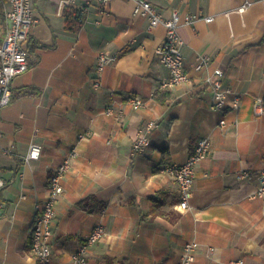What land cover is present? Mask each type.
Instances as JSON below:
<instances>
[{
  "label": "crops",
  "instance_id": "1",
  "mask_svg": "<svg viewBox=\"0 0 264 264\" xmlns=\"http://www.w3.org/2000/svg\"><path fill=\"white\" fill-rule=\"evenodd\" d=\"M150 1L165 17L178 11L183 19L189 80L170 88L160 85L169 71L154 55L166 29L149 30L133 0H33L29 67L12 79V100L0 110V264H74L100 222L107 233L89 246V264H177L191 241L199 244L191 264H264V197L255 195L264 169V113L255 112L264 96V0ZM67 8L82 12L77 30L67 27ZM193 14L199 17L185 23ZM4 33L0 17V43ZM102 51L119 58L95 88ZM198 55L211 57L200 72ZM214 68L240 96L237 109L213 108ZM134 96L143 107H132ZM110 104L119 118L105 113ZM149 121L157 123L152 143L135 154L133 141ZM206 137L212 150L197 164L183 209L179 184L163 167L184 163ZM32 143L41 154L27 161ZM72 149L52 223L53 258L42 263L31 249V222L50 173ZM88 197L96 211L80 205Z\"/></svg>",
  "mask_w": 264,
  "mask_h": 264
},
{
  "label": "built area",
  "instance_id": "2",
  "mask_svg": "<svg viewBox=\"0 0 264 264\" xmlns=\"http://www.w3.org/2000/svg\"><path fill=\"white\" fill-rule=\"evenodd\" d=\"M107 3L108 0H100ZM134 13L149 20V30L163 25L166 29L164 40L155 48L154 55L161 64L167 67L169 76L162 79L161 87L170 88L189 80V73L183 55V40L179 34V26L183 19L178 11H174L170 17H165L160 8L150 0H133ZM74 2V0H67ZM243 9V8H241ZM0 17L3 18L5 33L0 43V110L8 105L13 97L11 88L12 79L29 67V46L28 39L32 26L36 23L33 0H0ZM198 15H188L184 18L185 23H193ZM207 21L213 20L212 16L205 18ZM118 53L102 51L98 54L95 62L96 73L93 77V86L99 88L103 71L107 66L117 61ZM211 64V57L198 55L193 68L200 72L208 68ZM224 71L221 68L213 69V77H208L213 94V108L217 110L237 109L240 106V96L230 87L223 84ZM134 109L144 106L145 101L134 96L129 99ZM256 114L264 113V96L256 97ZM105 113L115 115L119 118L122 112L114 105L106 106ZM225 124V120H221ZM157 126L155 121H149L140 129L137 137L133 141V152L141 154L151 145V131ZM212 150L211 139L206 137L200 139L194 151L182 164H166L163 171L176 179L179 184V206L183 209L189 207V199L192 195L195 181L196 167L199 161L209 155ZM41 154V146L35 143L30 145L26 160L37 159ZM77 155L76 149H72L68 157L57 165L49 175L47 186L48 195L42 204L37 205V213L30 226L32 252L37 260L42 263H49L53 258L52 223L56 217V204L63 193L62 179L70 169L71 158ZM248 173L242 171L239 177L245 178ZM258 180L257 197H264V169L256 176ZM5 185V181L0 175V189ZM2 209L0 208V218ZM107 231L104 224L97 223L85 241L82 242L72 255L74 264L88 263V248L90 245L101 241ZM199 252V244L195 241L184 244L182 255L178 264H191ZM242 263V262H241Z\"/></svg>",
  "mask_w": 264,
  "mask_h": 264
},
{
  "label": "trees",
  "instance_id": "3",
  "mask_svg": "<svg viewBox=\"0 0 264 264\" xmlns=\"http://www.w3.org/2000/svg\"><path fill=\"white\" fill-rule=\"evenodd\" d=\"M66 17H67V27H69L70 29H75L77 30L82 23V12L80 9H73V8H67L65 11ZM91 197L85 198L80 202V205L87 209L88 211H96L98 208L96 207L91 208L90 204H91Z\"/></svg>",
  "mask_w": 264,
  "mask_h": 264
},
{
  "label": "rangeland",
  "instance_id": "4",
  "mask_svg": "<svg viewBox=\"0 0 264 264\" xmlns=\"http://www.w3.org/2000/svg\"><path fill=\"white\" fill-rule=\"evenodd\" d=\"M179 262H180V261H179ZM179 262H178V263H179ZM178 263H177V264H178Z\"/></svg>",
  "mask_w": 264,
  "mask_h": 264
}]
</instances>
